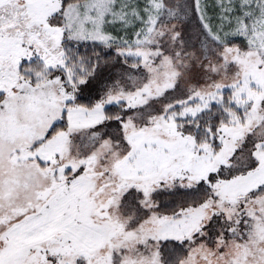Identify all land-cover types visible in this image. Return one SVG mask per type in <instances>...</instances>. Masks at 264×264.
Listing matches in <instances>:
<instances>
[{"label": "snow or ice", "instance_id": "obj_1", "mask_svg": "<svg viewBox=\"0 0 264 264\" xmlns=\"http://www.w3.org/2000/svg\"><path fill=\"white\" fill-rule=\"evenodd\" d=\"M0 264H264V0H0Z\"/></svg>", "mask_w": 264, "mask_h": 264}]
</instances>
